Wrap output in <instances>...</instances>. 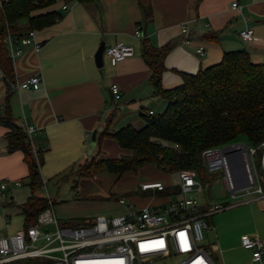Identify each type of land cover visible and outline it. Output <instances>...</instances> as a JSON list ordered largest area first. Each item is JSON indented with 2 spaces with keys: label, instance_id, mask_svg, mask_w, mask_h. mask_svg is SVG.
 Returning a JSON list of instances; mask_svg holds the SVG:
<instances>
[{
  "label": "crops",
  "instance_id": "crops-1",
  "mask_svg": "<svg viewBox=\"0 0 264 264\" xmlns=\"http://www.w3.org/2000/svg\"><path fill=\"white\" fill-rule=\"evenodd\" d=\"M150 1L153 17L147 24L142 22L137 0L73 1L68 10H63L61 3L56 9V21L36 30L42 42L40 50L35 52L27 47L12 61L15 80L38 73L42 76L39 88L20 89L6 101L0 71V116L7 109L17 125L35 128L29 137L43 151L42 179L62 177L86 160L90 136L96 128L107 126V131L112 132L132 125L140 129L144 126L143 112L156 113L165 108L166 100L156 96L149 83L151 71L141 57V42L133 36L137 23L153 46L172 45L164 59L162 86L166 89L181 85L179 73L194 74L218 63L229 51L245 50L253 62H264V0ZM235 1L237 5L231 6ZM181 24L188 29L189 44L183 43ZM245 28L253 30L250 42L238 35ZM118 42L132 46L133 55L113 62L103 52V64L97 67L94 55L99 45L103 43L106 48ZM198 46L204 47V55L196 54ZM104 56L108 58L105 63ZM111 84L119 86V100L114 98ZM8 131L0 123V184L7 182L11 192L12 182L27 176L28 168L22 151L8 152ZM125 154L129 150L119 147L114 139L102 138L99 157L117 158ZM11 197V204L0 199V237L14 234L24 226V216L12 193ZM127 197L138 207L170 200L169 196ZM232 207L228 214H214L208 219L210 226H214L215 241L211 244L218 251V259L213 258L215 263L264 264V253L259 262H254L252 252L241 244V237L246 234H257L264 241V197ZM121 208L126 210L125 206Z\"/></svg>",
  "mask_w": 264,
  "mask_h": 264
},
{
  "label": "trees",
  "instance_id": "trees-1",
  "mask_svg": "<svg viewBox=\"0 0 264 264\" xmlns=\"http://www.w3.org/2000/svg\"><path fill=\"white\" fill-rule=\"evenodd\" d=\"M0 1V71L7 101L13 93L11 85L15 83L13 63L4 43L7 33L41 30L52 25L59 13L56 10L38 12L58 0ZM137 4L142 22L147 24L153 17L151 1L137 0ZM140 42L141 57L151 71L149 83L154 94L166 100V106L161 112H143L144 126L140 129L126 125L112 132L107 131V126L98 131L95 149L78 170L79 178L93 177L100 170L120 178L127 172L137 173L145 164H153L169 174L193 169L199 175L205 169L201 158L204 149L233 143L239 138H245L253 146L264 140V62H253L245 50L229 51L218 63L194 74L179 73L181 85L166 89L162 86V74L166 69L164 59L172 45L156 47L146 37ZM0 123L9 128L6 134L8 152L22 151L28 168L30 193L18 205L24 216L23 228H26L49 206L48 198L36 194L43 185L40 174L43 151L33 145L26 129L13 121L7 109L0 116ZM103 137L114 139L119 147L129 150V154L117 158L99 157ZM175 188L181 191L180 184L165 186L158 191L159 196H169V190ZM133 194L150 196L149 190L139 187L133 193L120 196ZM205 209V206L200 207L201 211ZM13 262L44 264L45 259L29 257Z\"/></svg>",
  "mask_w": 264,
  "mask_h": 264
},
{
  "label": "built area",
  "instance_id": "built-area-1",
  "mask_svg": "<svg viewBox=\"0 0 264 264\" xmlns=\"http://www.w3.org/2000/svg\"><path fill=\"white\" fill-rule=\"evenodd\" d=\"M61 3L63 10L70 9L71 2ZM236 5V1L231 4L233 7ZM180 28L184 34L183 43L189 44L186 25L181 24ZM238 35L243 41L250 42L253 30L245 28ZM133 36L139 40L144 37L141 24H136ZM4 43L14 61L27 47L38 52L42 42L38 40L36 30L32 29L24 33L8 32ZM103 52L116 62L132 56L133 48L118 42L104 48ZM195 52L199 56L204 55V47L198 46ZM41 80L42 76L38 73L21 81L15 80L11 91L38 89ZM110 90L114 98L119 100V86L111 84ZM25 129L28 135L35 130L33 126H26ZM201 158L208 171L223 170L222 180L232 197H237V192L241 199L250 194L251 199L264 197L259 177L260 169L264 179V140L257 146L233 142L210 147L202 151ZM177 175L182 197L141 207L126 205L124 198H119V205L126 207L124 213L108 217L97 216L75 228L60 225L53 212L52 201L48 198L49 206L37 215L35 223L14 234L0 237V263L40 257L45 259L44 264H171L172 259L183 256L175 264H216L206 253L203 240L205 231L211 228L209 216L225 206L201 205L196 199L186 195L193 189H200L195 170L182 169ZM12 184L21 186L23 180L16 179ZM139 188L143 191H160L165 185L160 181H145L140 183ZM0 198L4 203L12 200L7 182L0 184ZM202 206L206 207L203 211L200 210ZM46 226H51L52 229L48 230ZM241 244L244 249L252 252L254 262L261 260L264 241L257 234L243 235Z\"/></svg>",
  "mask_w": 264,
  "mask_h": 264
},
{
  "label": "rangeland",
  "instance_id": "rangeland-1",
  "mask_svg": "<svg viewBox=\"0 0 264 264\" xmlns=\"http://www.w3.org/2000/svg\"><path fill=\"white\" fill-rule=\"evenodd\" d=\"M61 2L57 1L52 6L39 10L38 12L56 10L61 6ZM38 31L40 30H37V32ZM105 58L104 56V63L108 59L106 58L105 60ZM234 143L251 145L245 138H239ZM254 158L257 163L256 154ZM83 164L84 161L72 169L67 170L62 177L57 176L50 179H42L43 185L36 193L38 196L51 199L53 202V212L60 225H65L64 222H67L69 227L75 228L80 226L84 221L93 220L97 216L108 217L124 213L126 210H122L121 207L123 205H119L117 202L118 198H124L126 205L132 204L128 197L120 195L125 194L123 192L128 193L129 191L136 190L141 182L161 179L164 184L170 186H177L180 184L177 173H166L153 164H145L137 173L127 172L120 178L106 170L98 171L93 177L83 176L79 178L78 170L82 168L81 166ZM259 177L264 191V179L260 169ZM222 178L223 170L208 171L205 168L198 175L200 189H193L187 192L186 195L193 197L201 205L221 204L225 206L224 209L216 212L215 215L224 212L228 214L229 210L234 208L232 206L235 204L251 199L250 196H252V194L243 199L238 198L239 192H237V197H232L230 191L226 190ZM22 180L23 185L19 187H15L16 185L11 184L13 187L11 191L13 201L18 205L24 202L30 193L27 176H24ZM77 186L79 188H77ZM176 189L177 188L174 190L170 189L167 193L169 194L170 200L182 197L183 194ZM2 192L4 193V191ZM149 195L158 198L159 192L150 189ZM237 225L239 226L241 224L238 223ZM46 228L48 230L52 229L51 226H46ZM213 229L214 226H211L210 229L205 231L203 245L206 253L216 260L218 259V251H215L213 244H211L215 241ZM183 258V256H177L171 260V264H175Z\"/></svg>",
  "mask_w": 264,
  "mask_h": 264
},
{
  "label": "water",
  "instance_id": "water-1",
  "mask_svg": "<svg viewBox=\"0 0 264 264\" xmlns=\"http://www.w3.org/2000/svg\"><path fill=\"white\" fill-rule=\"evenodd\" d=\"M103 50H104V44L101 43L94 55L95 59V64L97 67L102 66L103 64ZM102 127H98L95 130L92 131L91 136H90V145L87 151V155L90 156L92 155L94 149H95V140H96V134L98 131H101Z\"/></svg>",
  "mask_w": 264,
  "mask_h": 264
}]
</instances>
